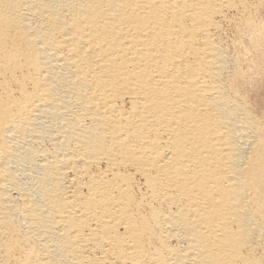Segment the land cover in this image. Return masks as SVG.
<instances>
[{
    "label": "bare ground",
    "instance_id": "bare-ground-1",
    "mask_svg": "<svg viewBox=\"0 0 264 264\" xmlns=\"http://www.w3.org/2000/svg\"><path fill=\"white\" fill-rule=\"evenodd\" d=\"M263 87L264 0H0V264H264Z\"/></svg>",
    "mask_w": 264,
    "mask_h": 264
},
{
    "label": "rangeland",
    "instance_id": "rangeland-1",
    "mask_svg": "<svg viewBox=\"0 0 264 264\" xmlns=\"http://www.w3.org/2000/svg\"><path fill=\"white\" fill-rule=\"evenodd\" d=\"M263 88H264V87H263ZM263 88H262V89H263ZM262 92H264V89H263V91H262ZM262 94L264 95V93H262ZM263 95H262V96H263Z\"/></svg>",
    "mask_w": 264,
    "mask_h": 264
}]
</instances>
